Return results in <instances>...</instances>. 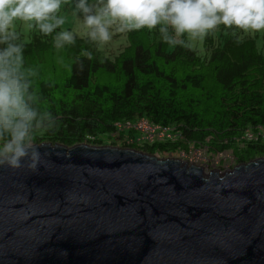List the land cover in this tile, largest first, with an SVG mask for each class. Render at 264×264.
<instances>
[{
  "label": "water",
  "instance_id": "1",
  "mask_svg": "<svg viewBox=\"0 0 264 264\" xmlns=\"http://www.w3.org/2000/svg\"><path fill=\"white\" fill-rule=\"evenodd\" d=\"M0 168V264H264V158L208 175L133 149L35 145Z\"/></svg>",
  "mask_w": 264,
  "mask_h": 264
},
{
  "label": "trees",
  "instance_id": "2",
  "mask_svg": "<svg viewBox=\"0 0 264 264\" xmlns=\"http://www.w3.org/2000/svg\"><path fill=\"white\" fill-rule=\"evenodd\" d=\"M159 27L114 36L125 41L117 55L86 36L57 49L56 30L33 33L27 42L18 35L13 43L23 45L24 67L36 73L26 74L41 118L34 145L108 146L162 158L202 150L231 154L223 166L264 158V48L258 37L220 25L199 50L165 43ZM48 113L56 125L41 133L53 123ZM142 120L172 138L140 142L134 130L117 128ZM247 132L254 139H245Z\"/></svg>",
  "mask_w": 264,
  "mask_h": 264
},
{
  "label": "clouds",
  "instance_id": "3",
  "mask_svg": "<svg viewBox=\"0 0 264 264\" xmlns=\"http://www.w3.org/2000/svg\"><path fill=\"white\" fill-rule=\"evenodd\" d=\"M68 0H0V168L35 170L40 152L34 145L41 118L32 106L30 82L26 74L35 75L24 67L22 44L17 25L36 29L44 36L52 35L54 47L74 45L77 32L63 29L66 17L57 15ZM76 12L83 14L79 27L94 44L108 43L113 32L125 33L157 28L165 43L186 48L203 40L218 26L244 32L264 31V0H97L88 4L79 0ZM76 13H74L75 15ZM171 30V31H170ZM82 55L92 58L90 51ZM53 123L43 129H53Z\"/></svg>",
  "mask_w": 264,
  "mask_h": 264
},
{
  "label": "rangeland",
  "instance_id": "4",
  "mask_svg": "<svg viewBox=\"0 0 264 264\" xmlns=\"http://www.w3.org/2000/svg\"><path fill=\"white\" fill-rule=\"evenodd\" d=\"M79 2V0H68V3L65 5H62L60 12L57 13V15L65 16L66 17V23L63 25V29L72 31L75 29L77 32L76 37H82L85 36L83 30L79 27L81 21L83 20V14L76 12V4ZM88 4H94L97 2V0H87ZM74 13H76L74 15ZM18 35H21L23 37V40L27 42L29 40V35L33 33H40L36 29H29L27 27H24L23 25H17L16 29ZM61 31V29H56V33ZM124 33L119 32H113L111 40L102 45V48L105 49L106 52L109 55H117L120 50L124 47L125 41L124 38H119L117 40H114L113 37L116 35H121ZM243 34L245 36H251V37H258V47L264 48V31L260 32H244ZM1 46V45H0ZM192 48L203 50V40H196L192 42ZM160 159H167V157H158ZM174 159H179L184 163H188L189 165L194 166H200L203 168L205 174H209L211 171H221L222 173H225L226 171L232 170L235 166H237L236 163H228L226 166H223V163H227L226 160L232 161L231 154L227 155H219V156H212L209 153H207L206 150L202 151H192L187 154H179L178 156L175 155L172 157Z\"/></svg>",
  "mask_w": 264,
  "mask_h": 264
},
{
  "label": "built area",
  "instance_id": "5",
  "mask_svg": "<svg viewBox=\"0 0 264 264\" xmlns=\"http://www.w3.org/2000/svg\"><path fill=\"white\" fill-rule=\"evenodd\" d=\"M118 130L123 131H135L138 134H140L139 141L140 142H149L153 143L156 140H163L165 138H172V135L170 132L163 130L162 128L158 126H154L150 123H148L145 120H142L140 122H137L135 124H129L126 123L125 125H118ZM245 139H254V135L250 132H247L245 134Z\"/></svg>",
  "mask_w": 264,
  "mask_h": 264
}]
</instances>
